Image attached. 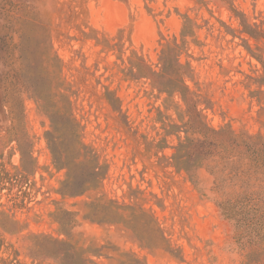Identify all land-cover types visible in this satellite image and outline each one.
Listing matches in <instances>:
<instances>
[{
    "label": "rangeland",
    "instance_id": "obj_1",
    "mask_svg": "<svg viewBox=\"0 0 264 264\" xmlns=\"http://www.w3.org/2000/svg\"><path fill=\"white\" fill-rule=\"evenodd\" d=\"M204 128L218 146L191 163ZM248 136L264 140V0H0V264H264V165L221 141Z\"/></svg>",
    "mask_w": 264,
    "mask_h": 264
},
{
    "label": "trees",
    "instance_id": "obj_2",
    "mask_svg": "<svg viewBox=\"0 0 264 264\" xmlns=\"http://www.w3.org/2000/svg\"><path fill=\"white\" fill-rule=\"evenodd\" d=\"M243 33L248 34L253 39H257V37L252 32H247V30H244ZM141 63L143 66H145V67L147 66L144 61H141ZM182 68H184V66L180 63V61L178 59H176L174 61L167 60V62L165 59L164 65H163V71L161 74L165 77H168L169 80H171V82L175 83V86L171 87L170 90L173 93H180L183 100L186 102V93L189 91V88L186 86L185 82L182 79H179L181 76V69ZM156 75H157V73H156ZM174 77H177V79H174ZM185 91H187V92H185ZM189 101L192 102V100H189ZM187 105L189 106V111H188L189 116L191 119L194 120L195 118L198 117L199 113L196 110H194V108L191 104L190 105L187 104ZM13 118L15 120L19 121L16 114H15V117H13ZM49 118L52 120V122L54 124V131L56 133L59 134L60 132H62V130H68L67 126H69V125H67V121H65L66 117L64 114H60V113L49 114ZM69 122H70V124H72L71 125L72 128H76L75 122H73L71 120ZM205 129L206 128H204L205 139H203V140H191L188 142V147H187V150L185 152V154H186L185 157H187L189 162H191V163H193L194 160L197 158L200 159L201 161L209 160L210 156L214 152L213 148L215 147V145H217L210 138L206 137V134H208V131H206ZM14 136L16 137V139H18L17 141H19L20 139H23L24 145H26L27 148L30 147L31 140L26 134L23 133V128H21V122H20V128L18 127L17 129H15ZM229 138H231V137H224L221 141L224 144H227L228 146H232V145L236 144L237 146H243V147L247 148V153L249 156L248 159L253 158V156H254L253 161L255 163H257V165H259V166L264 165V140L261 141L258 138L249 137V136L243 137V138H238V139L236 138L234 140L229 139ZM47 141H48L49 148L53 154V157H54L57 165L58 166L61 165V166H63L62 168H67L70 170V168L72 167V164H70V162H68L66 153L63 150H61V144L56 139H52L50 136H47ZM76 147L78 148V150H80L81 144L78 142L76 144ZM21 154H22V160L23 161L26 158L32 159V155H31L30 151L25 152V151L21 150ZM181 169L182 170L184 169L188 173L191 172V170H189L188 168L183 167ZM95 173H97V172H95ZM5 180L6 179L1 181L2 186H0V194H1V190L4 188V183H5L4 181ZM41 238L54 245L55 252H53V253H59V255L60 254L63 255V256H61V259H69L71 257V254H73V253H70L69 247L65 242L58 241V240H52L51 241V240H49V238L47 236H43ZM34 251L36 253V250H34ZM64 264H66V263H64Z\"/></svg>",
    "mask_w": 264,
    "mask_h": 264
}]
</instances>
